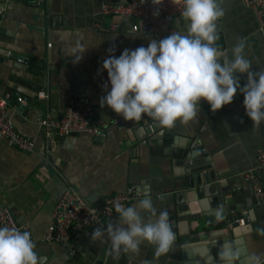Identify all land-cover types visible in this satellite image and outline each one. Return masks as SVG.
<instances>
[{
	"label": "crops",
	"instance_id": "crops-1",
	"mask_svg": "<svg viewBox=\"0 0 264 264\" xmlns=\"http://www.w3.org/2000/svg\"><path fill=\"white\" fill-rule=\"evenodd\" d=\"M124 1L0 0V95H12L9 117L35 141L31 153L0 141V206L8 208L17 223L31 225L41 264H196L202 255H217L226 242L245 254L264 255V206L256 202L251 183L244 177L264 149V122L253 127L245 115L241 93L216 113L201 101L193 120L177 122L169 129L160 128L148 117L125 121L107 106L100 107L102 94L93 81L107 73L100 68L109 49L119 56L124 49L146 47L149 40L156 39L133 35V19L101 16L104 4ZM220 4L224 15L217 21L215 46L231 57L232 46L243 39L252 70L264 71V34L255 16L239 0H220ZM113 24L117 31L110 30ZM186 24L176 17L172 29L184 34ZM23 55L29 64L19 59ZM41 63L43 76L32 73ZM240 83H247L246 74L240 76ZM18 98L24 103L19 104ZM75 98L92 105V125L103 130L102 138L47 136L39 125L47 115L59 120L67 99ZM152 122L156 130L146 135ZM198 146L207 158L189 162L188 148ZM200 163L205 165L200 172L203 183L189 188L188 200L181 183L188 166L189 178L198 177ZM221 184L237 194H223L230 188L216 189ZM129 186H140L157 213H168L175 240L167 255L156 257L154 246L144 243L138 252L114 256L107 237L103 242L92 240V229L80 232L70 245L46 242L54 208L66 189L100 210L106 198ZM199 188H206L205 195L196 196L194 191ZM230 207L234 214L247 212L248 223L228 232L221 225L226 222L224 211ZM217 211L222 217L219 220ZM117 223L118 218L112 219L104 229Z\"/></svg>",
	"mask_w": 264,
	"mask_h": 264
},
{
	"label": "clouds",
	"instance_id": "clouds-1",
	"mask_svg": "<svg viewBox=\"0 0 264 264\" xmlns=\"http://www.w3.org/2000/svg\"><path fill=\"white\" fill-rule=\"evenodd\" d=\"M154 6L162 0H151ZM176 2V0H174ZM180 16L187 22L186 33L171 32L151 39L147 46L124 49L103 60L100 70L107 72L100 107L107 106L125 121L151 118L160 128L169 129L177 122L187 123L198 113L201 101L216 113L233 102L237 92L243 95L245 115L253 127L264 122V71H253L244 54L245 42L239 39L228 53L218 49L217 21L224 15L220 0H179ZM81 55L79 57V60ZM247 75L241 86L240 76ZM134 206L114 204L116 225L92 231V240L107 237L112 254L138 252L147 243L154 246L156 257L167 255L175 235L168 213H157L148 193ZM217 211L216 219H221ZM218 264H264V255L246 254L232 242L217 252ZM0 264H41L28 231L0 226Z\"/></svg>",
	"mask_w": 264,
	"mask_h": 264
},
{
	"label": "built area",
	"instance_id": "built-area-1",
	"mask_svg": "<svg viewBox=\"0 0 264 264\" xmlns=\"http://www.w3.org/2000/svg\"><path fill=\"white\" fill-rule=\"evenodd\" d=\"M245 8L255 16L258 28L264 34V0H239ZM182 4L179 0H162V4L154 6L151 0H126L122 4H104L101 8V16L119 17L133 19L131 33L137 36L161 39L173 32L172 23L180 16ZM96 24H99L98 21ZM97 27V25H96ZM102 30V29H101ZM111 31H117L116 25L110 26ZM107 73L97 76L93 81L97 93L105 94L103 84L107 82ZM40 97H44L41 93ZM12 95L7 93L0 95V141L9 147H16L20 151L31 153L35 141L28 138L18 129L8 114L9 101ZM19 104L24 103L21 98L17 99ZM94 109L87 101L67 99L63 118L57 120L49 115L39 120V125L46 131L47 136L56 135L69 137L78 134H89L96 138H102V129L93 126L90 120L93 119ZM154 122L149 125L150 132H153ZM245 179L251 183L253 196L256 202L264 206V149L257 154L256 165L245 173ZM140 186H129L125 192L112 195L104 200L100 210L91 207L72 189H67L56 204L52 221L47 230L46 242L70 245L77 235L86 229H104L106 224L117 217L114 210L116 202L124 206H130L132 202L145 198ZM233 223L238 226H245L248 223V213L237 214L232 212L229 216ZM0 226L15 227L20 231H28L31 239L36 245L31 225L29 223H17L11 211L0 206ZM124 264H132L127 261Z\"/></svg>",
	"mask_w": 264,
	"mask_h": 264
},
{
	"label": "water",
	"instance_id": "water-1",
	"mask_svg": "<svg viewBox=\"0 0 264 264\" xmlns=\"http://www.w3.org/2000/svg\"><path fill=\"white\" fill-rule=\"evenodd\" d=\"M19 59L21 61H23L24 63L26 64H29L30 61L27 60V57L26 56H20ZM42 65H36V69L37 71H33L31 70L32 73L36 74V75H42L43 76V69H44V64L41 63ZM40 91V87L38 86V90H36V93L38 94ZM39 95V94H38ZM104 94H102L103 96ZM76 100H80L79 98H75ZM84 101V100H83ZM39 104H44L45 101H38ZM63 118V116L61 118H59V120H61ZM90 123L93 124L94 121L93 119L90 120ZM147 131L145 132L146 135H149L150 133V130H149V127L146 128ZM155 127L153 126V131H155ZM170 138H167L166 141H170L169 140ZM14 147V146H12ZM16 148V147H14ZM189 149H190V152H189ZM199 150H201V147L198 146V147H194V148H188V153H187V159L189 162H196L197 160H201V159H204V158H207V153L206 152H199ZM199 168L197 169V173H198V177L195 179V178H189V166H188V171H187V174H186V178L185 180L182 181L181 183V186L183 188V190L185 191H181V192H184V194H187V199L189 200V188L197 185V183L199 184H202V178L200 176V172H203V168L205 167V165H202L201 163L199 165H197ZM226 177H224L223 179H225ZM234 177L233 175L229 177V180H232ZM204 180L207 181L208 180V174L205 173L204 175ZM220 187H227V188H230L228 185H219L217 186L216 189H219ZM67 190V189H66ZM196 196H201V195H205L206 193V188H199L197 190L194 191ZM223 194H227V193H230V194H237V191H233L231 188L227 191H223L222 192ZM246 206V205H244ZM234 210L232 209V207H230V209L224 211L225 212V218H226V222L221 225L222 228L225 227L224 230H229L228 232H230L232 229H234L235 227H238L237 224L233 223V220L229 218L230 214H231V211ZM239 212V211H238ZM223 216V215H222ZM14 218V217H13ZM15 220V219H14ZM202 223L207 225V222L204 220V217H202ZM102 229V228H100ZM103 230V229H102ZM223 230V229H222ZM206 236H209L208 233L206 234ZM200 239H205V235H201V237H199ZM210 238V236H209ZM223 243V242H222ZM199 262V263H198ZM186 264V263H185ZM196 264H218V260H217V255L215 256H211L209 253L207 255H202L200 257V259H197V263Z\"/></svg>",
	"mask_w": 264,
	"mask_h": 264
}]
</instances>
